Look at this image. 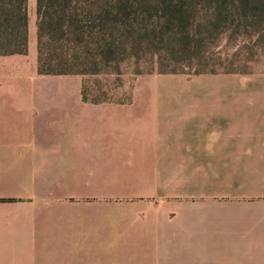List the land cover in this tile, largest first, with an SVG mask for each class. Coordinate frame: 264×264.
<instances>
[{
	"label": "crops",
	"instance_id": "obj_1",
	"mask_svg": "<svg viewBox=\"0 0 264 264\" xmlns=\"http://www.w3.org/2000/svg\"><path fill=\"white\" fill-rule=\"evenodd\" d=\"M29 23L0 54V264H264V70L93 103Z\"/></svg>",
	"mask_w": 264,
	"mask_h": 264
},
{
	"label": "trees",
	"instance_id": "obj_2",
	"mask_svg": "<svg viewBox=\"0 0 264 264\" xmlns=\"http://www.w3.org/2000/svg\"><path fill=\"white\" fill-rule=\"evenodd\" d=\"M27 5L0 0V54L27 52ZM35 17L40 74L82 77L126 56L139 61L146 55L155 57L159 73L165 60H186L194 75L246 72L207 69L210 47L220 37L259 42L264 0H35ZM81 95L93 103L117 101L83 79Z\"/></svg>",
	"mask_w": 264,
	"mask_h": 264
},
{
	"label": "rangeland",
	"instance_id": "obj_3",
	"mask_svg": "<svg viewBox=\"0 0 264 264\" xmlns=\"http://www.w3.org/2000/svg\"><path fill=\"white\" fill-rule=\"evenodd\" d=\"M27 6L29 27L31 26L33 31V21L35 22L36 19L35 0H28ZM262 34L259 42H254V38L251 41H248L246 37L226 41L220 37L210 47L211 57L206 68H214L218 71L233 69L246 72L264 70V32ZM154 62L155 57L151 55L143 56L139 61L126 56L116 65L102 66L96 73L84 74L82 79L87 87L100 88V91L111 100L126 101L131 95L130 91L137 76L145 74L176 75L178 73L184 74L186 77L194 76L193 68L186 60H165L161 68L165 69L164 73L157 71ZM172 70L176 72H170ZM137 84L145 85L146 83L144 80H139Z\"/></svg>",
	"mask_w": 264,
	"mask_h": 264
}]
</instances>
